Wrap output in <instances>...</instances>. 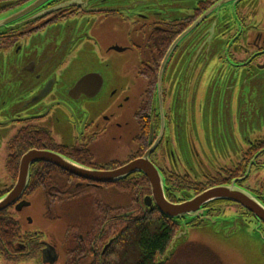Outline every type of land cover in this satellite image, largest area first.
Wrapping results in <instances>:
<instances>
[{
  "label": "flooded vegetation",
  "instance_id": "flooded-vegetation-1",
  "mask_svg": "<svg viewBox=\"0 0 264 264\" xmlns=\"http://www.w3.org/2000/svg\"><path fill=\"white\" fill-rule=\"evenodd\" d=\"M30 1L0 0V16ZM9 27L0 30V87L13 84V73L16 79L33 75L14 82L24 100L14 109L13 102L8 110L0 108V133L17 127L5 144L0 199L16 183L23 148L50 151L96 170H113L148 154L171 204L228 187L264 208V0H54ZM67 36L71 43L65 53ZM43 44H53L57 52L49 57ZM91 55L98 58L93 67L113 72L116 86L109 96L102 95V75L83 70ZM216 72L223 82V104L215 98L204 105V89ZM246 75L254 79L255 96L250 112L242 116L235 89L237 78ZM181 93L189 105L179 110ZM207 118L218 141L213 139L212 150L202 130ZM30 128L45 131L47 141L12 146ZM106 146H114L111 153ZM41 165L52 166L32 164L25 191L0 210V264H111L115 219L127 221L132 212L115 215V189L109 184L65 172L77 179L72 180L50 168L41 170ZM31 180L39 183L34 189H29ZM124 180L143 193L138 217L161 216L153 202H144L151 193L142 173ZM93 189L109 191L95 198ZM72 191L77 194L68 199ZM37 193L43 217L66 222L61 251L44 233L23 231V219L14 217L30 208ZM80 206L84 214H73ZM222 216L254 222L264 230L260 218L231 200L211 201L196 214L166 219L176 228L195 230ZM71 231L77 235L70 236Z\"/></svg>",
  "mask_w": 264,
  "mask_h": 264
},
{
  "label": "rangeland",
  "instance_id": "rangeland-1",
  "mask_svg": "<svg viewBox=\"0 0 264 264\" xmlns=\"http://www.w3.org/2000/svg\"><path fill=\"white\" fill-rule=\"evenodd\" d=\"M96 55H91L88 57L89 67L83 68L84 72H88L89 69H93L94 72L101 74L102 78L105 82L104 92L102 95H107L111 88L116 86L115 77H113V72L109 70H105L101 66L93 67L92 63L94 60H97ZM5 72L4 76H6V68L3 69ZM124 71V70H123ZM218 72H216L213 80L209 81V85L205 90L207 96L204 101V105L207 103H213V99L216 98L217 102H221L223 104L222 99V90H223V82L221 79L217 78ZM7 79L9 76H6ZM127 79V77L125 78ZM254 79L249 76H243L237 78L236 83V97L238 102L240 103V111L242 116L248 114L250 112L249 101L254 98L255 91L252 87ZM12 82V81H11ZM11 82L8 84L4 83L2 87H0V101L3 104L0 105V108L3 110L9 109V103L13 102V109L15 104L19 99L24 100L22 96H20L19 88ZM121 82V81H120ZM119 82V83H120ZM232 82L233 81H229ZM6 84V85H5ZM227 88V86H225ZM106 92V94H105ZM184 95V94H183ZM181 93V98H179L178 109L182 110L184 105H189L186 98ZM192 103V102H191ZM200 105L202 101H199ZM19 103L18 105H20ZM14 114V113H13ZM196 116V113H193ZM262 116V115H261ZM206 125L202 128L205 137L208 138L210 142V150H212V142L215 140L217 144L218 141L214 137L216 133L213 131L212 127L209 128V120L208 118L205 120ZM261 123V122H260ZM17 127H13L12 130H6L5 134L0 133V176L1 178L5 174L4 165H5V157H6V141L15 133ZM215 134V135H214ZM183 136V134H182ZM214 139V140H213ZM183 141H185V137L183 136ZM116 144V142H114ZM123 141H120L122 144ZM182 147V146H181ZM190 148V146H188ZM203 149L205 146H199ZM103 148V147H102ZM100 148V152H104V149ZM108 151H110L114 146H106ZM220 149V146H218ZM102 149V150H101ZM111 153V151H110ZM108 153V154H110ZM216 160H220V156L216 157ZM222 160V159H221ZM193 167V164L190 163ZM91 189H89V193H91ZM94 197L98 198L100 193H107L108 191L93 189ZM113 204L115 206L117 213H128L132 212V216H138L142 211L140 208L143 200V193L137 194V203H131L128 201V198L125 194H120L114 190L113 192ZM40 193L33 195L30 198L31 206L30 208L24 210V212L20 214H15V219H23L21 222V226L23 231H38L44 233V238L49 239L51 242L57 245V251H61L63 246L62 235L65 230L66 222L63 224L58 221H50L43 217V202L42 198H40ZM93 196L90 198H86L84 200V204L86 202H90ZM86 206V205H85ZM84 207L80 206L75 211H72L73 214L82 215L84 214ZM56 215H61L64 218L63 214L56 212ZM116 215V213H115ZM53 216V215H51ZM28 219L31 220V224H28ZM68 219V218H67ZM235 217H220L219 220L213 221L211 223H205L203 226L195 229L189 230L186 227L176 228L175 234L180 230L184 229L185 237H187L186 241L180 245H178L173 251L172 255H170L169 259H167L163 264H264V230L260 228V226L254 222L246 223L242 222L241 218L235 221ZM70 221V220H68ZM71 222V221H70ZM123 221H115L114 222V232L119 231L123 226ZM253 224V225H252ZM71 235H77L76 231H71ZM62 246V247H61ZM166 252V251H165ZM160 257L155 258L156 261H162L164 254ZM133 257L130 256L129 261H132ZM33 264V263H29Z\"/></svg>",
  "mask_w": 264,
  "mask_h": 264
},
{
  "label": "water",
  "instance_id": "water-1",
  "mask_svg": "<svg viewBox=\"0 0 264 264\" xmlns=\"http://www.w3.org/2000/svg\"><path fill=\"white\" fill-rule=\"evenodd\" d=\"M53 1L54 0H31L23 7H20L19 9L13 12L1 15L0 30H10L11 28L9 27V25L25 17L26 15L31 14L40 7L50 4ZM70 43L71 42L69 40V36H67L65 53H67ZM43 46L45 51L43 53L49 55V57H51L57 52V49L53 48V44H43ZM55 47L58 48V46ZM45 48H47L49 52H47ZM38 53L39 52H37L36 54ZM65 53L62 51L61 59L64 57ZM49 60L52 62V58H50ZM55 66L56 65H54L49 71H51ZM14 74L15 73H13V83L15 81L26 82L30 80L31 76L33 75V73L30 72L28 75H22L23 78L16 79L17 77L14 76ZM82 89H84V86H82ZM146 155L148 154H145L143 159L132 161L126 165H123L113 170H96L79 165L67 158H64L50 151L29 150L24 153L20 158L17 180L13 189L5 197L0 199V210L6 208L11 203H14L16 200H18L22 193L25 191L29 180L30 166L34 163L43 162L48 163L79 179L100 184H114L124 180L127 176L133 173H142L147 179L151 193L150 197L145 198V204L149 206V203L153 202L158 212L168 219H176L187 215L189 216L196 214L200 212V208L204 204L209 203L211 201L231 200L243 205L248 210H250L256 217L260 218L264 222V208L257 201L250 199L241 194L240 192H237L234 189L228 187H216L208 189L202 192L200 195L196 196L191 201L182 204L169 203L164 195L163 180L157 170L147 161ZM186 239L187 237H185L184 229H180L170 242L164 254L163 260L158 261L157 264H163L167 259H169L170 255H172L175 248L178 245L184 243Z\"/></svg>",
  "mask_w": 264,
  "mask_h": 264
},
{
  "label": "trees",
  "instance_id": "trees-1",
  "mask_svg": "<svg viewBox=\"0 0 264 264\" xmlns=\"http://www.w3.org/2000/svg\"><path fill=\"white\" fill-rule=\"evenodd\" d=\"M28 130L23 133L20 132L13 139L12 146H35L42 141H47L48 134L45 131L36 132V130L32 128ZM24 152L26 153L27 149L22 148L20 153L23 154ZM14 167L15 165L13 164V168ZM41 167V170L49 171L53 169L58 174L65 175L72 180H77L52 166L46 167L45 165H41ZM67 182L68 181H65V183ZM38 184L39 183L36 181H29V189H34ZM106 186H111L116 192L125 194L129 202L137 203L136 189L132 188L133 185L131 183L122 180ZM76 194L77 192L75 193V191H72L68 193L66 197L72 199ZM115 213H117L116 209ZM116 220L122 221L120 219H115V221ZM2 222H4V220H2ZM125 222V227L115 233L116 237L111 249V257L113 258L111 264H157L158 262H155V258L160 257L167 250L170 242L176 235V226L162 215L160 216L157 214H146V216L142 218L130 214L128 220ZM130 256L133 257L132 261H129ZM95 264L98 263L95 262ZM103 264L108 263L103 261Z\"/></svg>",
  "mask_w": 264,
  "mask_h": 264
},
{
  "label": "bare ground",
  "instance_id": "bare-ground-1",
  "mask_svg": "<svg viewBox=\"0 0 264 264\" xmlns=\"http://www.w3.org/2000/svg\"><path fill=\"white\" fill-rule=\"evenodd\" d=\"M252 223V222H251ZM253 225V224H252Z\"/></svg>",
  "mask_w": 264,
  "mask_h": 264
}]
</instances>
